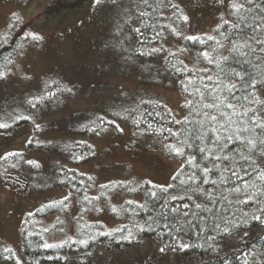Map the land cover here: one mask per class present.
I'll list each match as a JSON object with an SVG mask.
<instances>
[{
	"label": "trees",
	"instance_id": "16d2710c",
	"mask_svg": "<svg viewBox=\"0 0 264 264\" xmlns=\"http://www.w3.org/2000/svg\"><path fill=\"white\" fill-rule=\"evenodd\" d=\"M233 2L234 0H227L226 18L219 20L208 32L192 35L191 37L199 38L193 41L186 39L190 35L182 36L188 28V20H184L186 16L182 8L173 0H148L147 4L143 0H136L132 6V16L127 22L131 35L126 41L127 45H130L131 54L128 57L133 61L152 60L146 69L151 75L149 79L165 86L173 85L178 90L183 99L184 115L174 120L173 114L162 100L150 94L138 93L123 98L125 102L121 105L113 104L114 107H111L110 111L107 110L108 112L72 113L60 117L50 125L41 126L43 128L48 126L52 131L91 137L107 131L119 134V122L126 123L131 127L134 138L162 139L164 154L172 160L180 161L179 167L166 186H157L145 180L133 189L128 183L123 188L121 185L123 183L119 182L97 185L92 175L70 168L67 164L84 163L95 154L91 145L76 138L64 137L61 140L40 143L30 138L29 148L47 151L62 158L61 162L54 161L48 170L26 158L23 152L12 150L1 152L4 179L8 176L22 182L34 179L42 189L64 188L75 197L76 208L71 218V226L68 228L60 221L61 215L70 206L69 194L42 201L32 212L26 214L19 224V249L11 247L0 249V264H102L110 260L114 251L138 248L145 242L150 245L153 252L135 264H264V223L252 219L253 215H259L264 221V211H260L264 208V195H257L256 203L246 205L237 203V200L247 197L244 191L239 194L232 191L237 186L242 187L243 182L231 174V169H236L249 184L257 185L264 190V182L258 179L259 171H264V157L254 155L256 164L250 165L239 158L238 145L233 143L226 149L233 159L219 161L204 159L203 156L207 153L201 154L199 149L210 147V142L208 139H197L196 132L197 129L207 130V135L214 138L206 118L197 114L207 110L198 106L200 97L196 89L204 92V102H211L212 99L204 85H207L208 89L216 90L215 94L232 99L224 85L236 83L237 88L234 91L238 99H232V102L245 108H254L259 117H264V104L250 103L252 100L250 94L253 92L259 99L264 100V85L259 83L264 80V53L259 51L261 45H257L253 40L250 43L257 49L255 53L250 52L248 48L243 49L245 55L233 51V45L238 41L243 43L248 36L255 34L264 38V32L253 33V28L257 24L264 25V11L259 7L262 0H253L252 4L247 5L249 11L244 12L247 19L240 29L232 28L236 21L231 8ZM141 12L145 15L141 16ZM17 25L15 21L10 28L12 32L0 37V81L12 66L23 43L34 40L29 35L15 36ZM137 28L140 32L136 31ZM173 29L176 30L175 33ZM165 37L181 38V50L176 53L166 48L160 61L155 60V55L151 52ZM208 37L213 39L209 40ZM202 53H208L212 62L201 55ZM185 54L188 58H185ZM224 57L228 59L225 60ZM234 71L244 74L246 80L254 77L257 88H247L245 91L241 87L245 82L235 77ZM208 77L212 79L209 80ZM189 80L193 83L189 84ZM218 81L222 83H217ZM70 88L62 79L50 76L37 88L29 89L21 97L17 94L2 100L0 123L7 124L8 127L0 128V132L13 130L23 124L30 125L33 112L38 114L46 103L56 100V94L67 95L72 90ZM245 96L248 97L247 100L244 99ZM189 101H192L191 106H186ZM238 111H243V108L238 107ZM249 115L253 113L249 112ZM186 119L191 123H186ZM202 119L205 120L204 129L197 123ZM42 127L34 126L33 131L39 133L44 130ZM169 129L179 135H172ZM187 130H192L193 134L187 135ZM256 131L258 133L259 129ZM181 141H187L183 144V156L169 151V145L180 146ZM192 157H195V162L190 164L188 161ZM214 163L217 165L216 168H213ZM205 166L213 168L208 176L209 183L206 184L199 182L203 178L201 169ZM241 166L248 169L247 175L241 170ZM225 168L229 171H225ZM177 173L181 175L174 180L173 177ZM193 173L197 179L195 184L187 182ZM221 177L225 178L223 182ZM180 180L187 183L181 185ZM212 180H216L217 184L213 185ZM161 188H167V192L161 191ZM195 188L207 190L215 198V206L209 204L207 198L192 190ZM253 190L255 189L247 191L251 193ZM119 191H124L130 197L135 192H140V201L127 198L118 208L106 205L109 198ZM153 192L156 193L155 197L151 195ZM172 196H183L184 199L172 200L170 199ZM189 196L192 197L191 200L188 199ZM166 200V207L178 206L187 211L188 215L182 217L169 215L165 220L161 213L166 210ZM129 201L132 203H128ZM197 203L211 207L212 212L196 209ZM184 204L189 205L188 209H183ZM141 205L144 207H140ZM193 212L197 215H193ZM244 212L248 215L244 216ZM104 214L112 219V224L108 225L101 219ZM223 217L237 222L239 227L233 228L228 225L230 234H225L221 231L225 226ZM48 218L54 220L46 225L44 221ZM165 224L168 225L167 228L164 227ZM216 224H220V229L215 227ZM139 226H143L145 230L140 231ZM176 227H180L179 232L176 231ZM129 231L133 237L131 242L125 239ZM181 244H187L189 247L181 250L178 247ZM161 248H164L163 252L160 251Z\"/></svg>",
	"mask_w": 264,
	"mask_h": 264
},
{
	"label": "rangeland",
	"instance_id": "374dc122",
	"mask_svg": "<svg viewBox=\"0 0 264 264\" xmlns=\"http://www.w3.org/2000/svg\"><path fill=\"white\" fill-rule=\"evenodd\" d=\"M135 2L0 0V37L12 32L10 28L15 21L18 23L15 36L24 34L31 38L38 37L23 43L12 66L0 81V104L13 95L21 97L50 76L62 79L72 88L67 95L56 94V100L46 103L38 114L33 112L30 125L23 124L13 130L0 132V154L5 150L20 151L26 158L48 170L54 161L61 162L62 158L47 151L29 148L30 138L39 143L64 137L76 138L91 145L95 154L84 163L67 165L78 172L92 175L97 185L119 182L123 183L122 188L128 183L134 189L145 180L157 186L169 184L180 161L164 154L162 139L134 138L131 127L122 122L118 124L119 134L107 131L91 137L52 131L48 126H41L50 125L72 113L108 112L114 107L113 104L121 105L125 102L123 98L138 93L150 94L162 100L174 120L184 115L183 99L178 90L173 85L165 86L149 79L151 75L146 69L152 60L133 61L128 57L131 53L126 41L131 35L127 22L132 16ZM173 2L182 8L188 20V28L182 36L206 33L219 20L227 17V0ZM173 39L165 37L155 45V50L150 51L155 55V60L160 61L166 48L180 52L181 38ZM184 56L188 58L186 54ZM34 126L44 130L34 132ZM68 194L64 188L42 189L34 179L23 182L11 176L4 179L0 160V249L11 247L18 250V228L22 218L47 198ZM69 196L70 206L61 215L60 221L68 228L76 208L75 197ZM127 198L139 202L141 194L135 192L130 197L124 191H119L109 198L106 205L118 208ZM101 219L108 225L113 222L107 214L102 215ZM53 220L48 218L44 223L48 225ZM149 246L145 242L138 248L114 251L110 260L102 264H135L153 252Z\"/></svg>",
	"mask_w": 264,
	"mask_h": 264
},
{
	"label": "snow or ice",
	"instance_id": "6c2138e0",
	"mask_svg": "<svg viewBox=\"0 0 264 264\" xmlns=\"http://www.w3.org/2000/svg\"><path fill=\"white\" fill-rule=\"evenodd\" d=\"M99 2V0H97ZM145 4L148 3V0H143ZM253 3V0H234V2L231 5L232 12L236 16V21L232 24L233 29H240L242 24H245L246 22V16L244 15V12L249 11L247 8V5H250ZM262 11H264V0H262L261 5L259 6ZM141 16L145 15L144 12L140 13ZM184 20H187V17H184ZM227 23V21H225ZM137 32H140V29H136ZM175 29H173V32L175 33ZM264 32V25H259L257 24L253 28V33H261ZM38 39V37H34ZM186 39L188 40H198V37H187ZM209 40L213 39V37H208ZM255 41L257 45H261L259 51L261 53H264V38H261L259 35H251L248 36L246 39L243 40V43H240L239 41L233 45V51L240 54V55H245L243 52L244 48H248L250 52L255 53L257 49L252 46L250 41ZM202 42V41H201ZM219 43V41H217ZM206 59H209V62H212V58L208 56V53H202ZM225 60L228 59V57H224ZM217 66L219 64L217 63ZM233 75L237 77L240 81L245 82L241 84V87L247 91V88H252L256 89L257 88V81L255 78H251L246 80V77L244 74L240 72H233ZM207 79L211 80V77H208ZM193 81L189 80V84H192ZM217 83H222V81H218ZM261 85H264V80L259 82ZM205 89L208 91V94L212 97L211 102H204L205 101V94L202 92L199 88L196 89V92L199 93V104L198 106L201 109H206L207 111H202L198 112V115H202L204 118H206L207 125L211 128L212 133L214 138L209 137L207 135V130L205 131H200L199 129L196 130L198 133L197 139H208L210 142V147L204 148L201 147L199 149L201 154L207 153V155H204V159H209L211 158L213 161H219V160H231L234 157L229 156L228 151L226 149H229V146L233 143L238 145V155L239 158L243 161L248 162L250 165H255L256 160L253 158L254 155H259L260 157H264V117H259L256 114V109L254 108H245L243 105H237L236 103L232 102V99H238L235 96V89L237 88L236 83H230V84H225L224 88L225 90L230 94L232 99H229V97L215 94L214 89H208L207 85H204ZM185 90L187 91V87H185ZM192 94V93H190ZM252 95V100L250 103H256V104H264V100L259 99L255 92L251 93ZM245 100L248 99L247 96L244 97ZM31 103V101L29 102ZM192 101H189L186 106H191ZM35 106V105H33ZM239 108H243V111H238ZM249 112H252L253 115H249ZM235 117V119H234ZM27 119V117H23ZM186 123H191L190 121L185 120ZM200 125L201 129H204L205 126V120H200L197 122ZM8 127L7 124L0 123V128H5ZM257 129H259V132L257 133ZM172 135H179L177 132H172L171 129L168 130ZM244 133H249V135H243ZM192 130H187V135H192ZM187 141H181L180 146L177 145H169V151L173 152L175 155L178 156H183L184 155V150H183V144L186 143ZM246 150V151H245ZM216 153H221V154H216ZM195 162V157H192L188 163L193 164ZM197 167H199L197 165ZM217 165L214 163L213 168H216ZM213 168H208L204 167L201 169V175L202 179L199 181L200 183H209L208 176L209 174L213 171ZM241 170L244 172L245 175L248 173L247 168H243L241 166ZM225 171H229L228 168H225ZM231 174L232 176L236 177L238 180L242 181V187L237 186L232 191L234 193L239 194L241 191L245 192L246 199L243 200H237V203L239 204H250V203H256V197L257 195H264V190H262L259 186L257 185H252L249 184L245 179L244 176L240 175V172L237 171L236 169H231ZM181 173H177L176 176L173 177V179H177ZM225 178L221 177V182H223ZM258 179L261 182H264V171H259L258 173ZM192 184L197 183V179L195 176V173H193L191 176L188 177V181ZM185 180H180L181 185H185L187 183ZM211 183L213 185L217 184L216 180H212ZM171 187V185H169ZM248 189H255L249 193L247 190ZM195 191L198 195L204 196L205 198L208 199V203L213 205V207L216 204L215 198L211 196L210 193L207 192L205 189H200V188H195L192 189ZM161 191L167 192V188H161ZM153 197L156 196V193L153 192L151 194ZM67 199V197L65 198ZM172 200L176 199H181L183 200V196H172L170 197ZM189 200L192 199L191 196L188 197ZM227 199V197H225ZM128 203H132L129 201ZM229 203H232V201H229ZM167 205V200L165 201V207ZM140 207H144L141 205ZM189 205L184 204L183 209H188ZM196 209H200L202 211H207V212H212V208L208 207L207 205L202 206L200 203L195 204ZM115 211V209H113ZM260 211H264V208L260 209ZM163 218L165 220L168 219L169 215H174L177 217H182V216H187L188 212L183 211L181 208L178 206H172V207H166V210L161 213ZM193 215H197L196 212H193ZM248 213L244 212V216H247ZM224 220V228L221 229L225 234H230V228L228 225H231L233 228L239 227V224L230 218L223 217ZM253 220L257 222L264 223V221L261 220V217L259 215H253L252 217ZM190 223V221H189ZM246 223V221H245ZM164 227H168L167 224L164 225ZM175 227V226H174ZM215 227L217 229H220V224H216ZM140 231H144L143 226H139ZM176 231H180V227H176ZM247 235V233H245ZM132 233L129 231L128 236L125 237V239L129 240L131 242L132 239ZM81 243H85L84 241H81ZM46 247H50L49 245H45ZM178 247L181 248V250H185L189 247L187 244H181L178 245ZM161 252L164 251V248L160 249Z\"/></svg>",
	"mask_w": 264,
	"mask_h": 264
}]
</instances>
